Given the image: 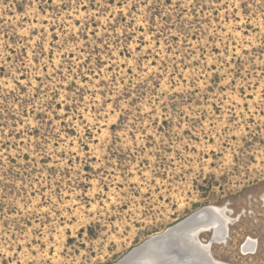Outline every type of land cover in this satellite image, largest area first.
Returning <instances> with one entry per match:
<instances>
[{
  "label": "rangeland",
  "instance_id": "rangeland-1",
  "mask_svg": "<svg viewBox=\"0 0 264 264\" xmlns=\"http://www.w3.org/2000/svg\"><path fill=\"white\" fill-rule=\"evenodd\" d=\"M208 207L212 257L264 264V0H0V264H116Z\"/></svg>",
  "mask_w": 264,
  "mask_h": 264
},
{
  "label": "bare ground",
  "instance_id": "bare-ground-1",
  "mask_svg": "<svg viewBox=\"0 0 264 264\" xmlns=\"http://www.w3.org/2000/svg\"><path fill=\"white\" fill-rule=\"evenodd\" d=\"M207 221H210L211 224L215 227L214 228L215 235L219 234L220 236H223L222 238L224 241L223 243H225L229 235V226L233 221L228 216V210L226 208H219V207L204 208L201 211L194 213L192 216H190L183 222L177 224L172 228L167 229L164 233L160 235L150 238L149 240H147L142 244L144 245L145 243L148 242V244L146 245L147 247L159 246V248H162L161 251L165 253L163 249L167 247L171 239L175 238V236H179V235L182 236L185 235L186 237L192 236V239L194 236L193 240L186 242L187 248H185V250H187V254H185L184 256H180L177 254H169V255H165L163 259L160 257L159 260L157 258H155L154 260L150 259L151 262L153 261V264H224L216 261L212 257L211 243L210 242L206 244L202 243V241L200 240V236H198L199 230L202 228L199 225L200 224L202 225ZM222 221L224 222L225 225L222 227V231H220V229L218 228L220 227ZM202 232L205 233L204 231ZM140 254L141 255L137 256V258L135 259L130 258L129 259L130 263L139 264L141 258L146 256H151L149 255V251H144V250L140 252Z\"/></svg>",
  "mask_w": 264,
  "mask_h": 264
},
{
  "label": "water",
  "instance_id": "water-1",
  "mask_svg": "<svg viewBox=\"0 0 264 264\" xmlns=\"http://www.w3.org/2000/svg\"><path fill=\"white\" fill-rule=\"evenodd\" d=\"M224 222L222 221L220 227L218 229H220V231H222V227L224 226ZM200 227H202L199 230L198 236H201V234L203 233L202 231L206 232H211L213 231L214 233V226L211 224L210 221H207L205 223H203L202 225H199ZM226 227V226H225ZM202 232V233H201ZM201 233V234H200ZM198 238V237H197ZM223 236L218 235H213L212 240L210 241L211 245L215 244V243H223ZM194 239V236H193ZM192 236L186 237L185 235H179V236H175V238L171 239V241L169 242V244L167 245V247H165L163 250L165 251V253H163L161 250L162 248H159V246H152V247H147L146 245L148 244L145 243L144 245H141L138 248L133 249L129 254H127V256L125 258H123L119 263L117 264H131L130 263V258L135 259L137 258V256H140V252L144 251H149V255L151 256H146L140 259L139 264H153V261L151 262L150 259L154 260L155 258H157L159 260L160 258H164L165 255H169V254H177L180 256H184L185 254H187V250H185V248H187L186 242L193 240ZM185 244V245H183Z\"/></svg>",
  "mask_w": 264,
  "mask_h": 264
}]
</instances>
